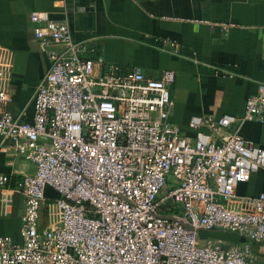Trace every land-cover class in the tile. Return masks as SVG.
<instances>
[{"label":"built area","instance_id":"obj_1","mask_svg":"<svg viewBox=\"0 0 264 264\" xmlns=\"http://www.w3.org/2000/svg\"><path fill=\"white\" fill-rule=\"evenodd\" d=\"M30 19L40 24L34 34L50 68L31 123L6 110L11 91L0 69V136L10 141L1 149L35 166L14 188L0 174L4 206L5 192L25 202L21 242L0 237V264H251L248 244L200 234L264 244V194L236 196L264 171V148L239 133L246 122H264V82L242 117L195 118L190 127L207 132L190 138L170 121L174 71L153 79L141 68L106 65L66 21ZM52 204L57 221L40 229V211Z\"/></svg>","mask_w":264,"mask_h":264},{"label":"crops","instance_id":"obj_2","mask_svg":"<svg viewBox=\"0 0 264 264\" xmlns=\"http://www.w3.org/2000/svg\"><path fill=\"white\" fill-rule=\"evenodd\" d=\"M33 13L66 21L73 39L96 48L106 65L117 64L125 71L141 68L153 79L174 71L170 121L190 138L207 132L190 127L195 118L242 117L247 100L264 82V0H0V69L7 71L4 86L11 91L6 110L24 122L33 121L35 93L50 68L35 38L40 24L31 21ZM239 133L264 148V122H246ZM9 144L0 136V174L14 188L16 181L35 173V166L2 151ZM4 194L9 202L4 206L0 193V237L20 243L24 198ZM261 194L264 171L236 189L238 198ZM46 195L50 200L58 197L50 188ZM229 206L239 208L235 201ZM56 221L44 206L40 229ZM213 237L224 244H248L250 263L264 264V244L222 231Z\"/></svg>","mask_w":264,"mask_h":264},{"label":"trees","instance_id":"obj_3","mask_svg":"<svg viewBox=\"0 0 264 264\" xmlns=\"http://www.w3.org/2000/svg\"><path fill=\"white\" fill-rule=\"evenodd\" d=\"M218 233L219 232H201L200 236L202 239H207L209 237L214 238L213 236Z\"/></svg>","mask_w":264,"mask_h":264},{"label":"rangeland","instance_id":"obj_4","mask_svg":"<svg viewBox=\"0 0 264 264\" xmlns=\"http://www.w3.org/2000/svg\"><path fill=\"white\" fill-rule=\"evenodd\" d=\"M49 212L53 218L57 217V208L54 206V204L50 206Z\"/></svg>","mask_w":264,"mask_h":264}]
</instances>
